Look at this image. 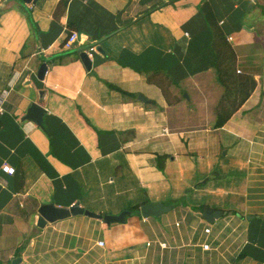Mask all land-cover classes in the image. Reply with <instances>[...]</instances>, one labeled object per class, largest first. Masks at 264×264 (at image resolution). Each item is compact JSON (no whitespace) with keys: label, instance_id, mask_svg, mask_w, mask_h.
Wrapping results in <instances>:
<instances>
[{"label":"crops","instance_id":"0c3cea01","mask_svg":"<svg viewBox=\"0 0 264 264\" xmlns=\"http://www.w3.org/2000/svg\"><path fill=\"white\" fill-rule=\"evenodd\" d=\"M0 6V264H264L258 0ZM91 46L87 70L79 50ZM44 60L39 126L24 120L36 102L25 84ZM76 204L130 215L37 226L42 206ZM154 204L171 210L143 218ZM203 207L223 215L208 223Z\"/></svg>","mask_w":264,"mask_h":264},{"label":"water","instance_id":"95a60500","mask_svg":"<svg viewBox=\"0 0 264 264\" xmlns=\"http://www.w3.org/2000/svg\"><path fill=\"white\" fill-rule=\"evenodd\" d=\"M38 0H20V2L24 5H35ZM2 6H0V9ZM106 39V38H104ZM100 44V42H98ZM94 46L88 48H82L80 51V60L84 64L87 70H90L92 67V61L89 57V51ZM95 51L101 55H104V51L100 46H95ZM48 60H44L43 64L40 66L37 72H33L30 75L29 80L25 84L26 86L32 85L36 89V102L32 103L30 107L27 109L24 120H32L37 125H41L42 117L45 114L44 104L46 100L47 90L44 86V79L48 72ZM187 97V95H185ZM139 99L143 102H148L142 95L139 96ZM171 210V207L154 204V205H146L143 206L140 210L141 215L143 218H158ZM40 218L38 220L37 226L39 228H44L47 223H54L60 220L67 219L72 216H79L85 215L90 218H98L102 219L106 225H111L113 223H124L126 221V216L130 215L129 212H123L119 216H98L94 213L86 211L85 209L81 208L79 204H76L70 209H62L57 208L54 205H45L42 206L39 210ZM223 212L221 211H214L209 208H206L203 212V219L208 223H213L215 220L222 217ZM21 259L13 260L11 264H20Z\"/></svg>","mask_w":264,"mask_h":264},{"label":"built area","instance_id":"2783aa9c","mask_svg":"<svg viewBox=\"0 0 264 264\" xmlns=\"http://www.w3.org/2000/svg\"><path fill=\"white\" fill-rule=\"evenodd\" d=\"M78 42H79L78 34L76 32H71L67 41L65 42V48L67 50L73 49L74 47H76L78 45ZM93 50H94V48H92L90 51H93ZM2 171L8 175H14L16 172L15 169L13 167H11L10 165H8L7 163H5L2 166ZM206 233H210V230H206ZM99 245L102 247L104 244L101 242V243H99ZM204 249H206V250L209 249V246L208 245L204 246Z\"/></svg>","mask_w":264,"mask_h":264},{"label":"trees","instance_id":"16d2710c","mask_svg":"<svg viewBox=\"0 0 264 264\" xmlns=\"http://www.w3.org/2000/svg\"><path fill=\"white\" fill-rule=\"evenodd\" d=\"M258 5L259 6H261L262 8H264V0H258ZM67 41V40H66ZM148 81H152L151 80V78H148ZM219 82H220V80H219ZM221 83V82H220ZM223 86H224V84H222ZM110 87H112V88H114V89H116L118 92H120L123 96H126L127 94H126V92H124L123 90H121L120 88H116V87H113V86H110ZM230 96H228V98H229ZM226 99V98H225ZM203 209H205L204 207H203ZM202 209V210H203Z\"/></svg>","mask_w":264,"mask_h":264}]
</instances>
